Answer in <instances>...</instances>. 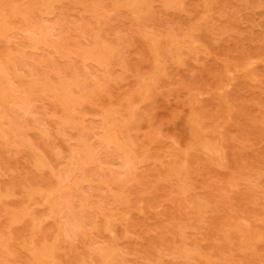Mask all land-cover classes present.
<instances>
[{"label": "rangeland", "instance_id": "374dc122", "mask_svg": "<svg viewBox=\"0 0 264 264\" xmlns=\"http://www.w3.org/2000/svg\"><path fill=\"white\" fill-rule=\"evenodd\" d=\"M0 264H264V0H0Z\"/></svg>", "mask_w": 264, "mask_h": 264}, {"label": "bare ground", "instance_id": "6f19581e", "mask_svg": "<svg viewBox=\"0 0 264 264\" xmlns=\"http://www.w3.org/2000/svg\"><path fill=\"white\" fill-rule=\"evenodd\" d=\"M30 2H31V1H30ZM156 67H157V66H156ZM212 147H213V146H212ZM209 148H210V147H209ZM209 148H208V149H209ZM214 148H215V147H214ZM214 148H213V149H214ZM215 149H216V148H215ZM218 152H220V151H218ZM218 152H217V151H214V152H212V153L215 154V155H218ZM219 155H220V154H219ZM216 159H217V158H216ZM218 160H219V159H218Z\"/></svg>", "mask_w": 264, "mask_h": 264}]
</instances>
